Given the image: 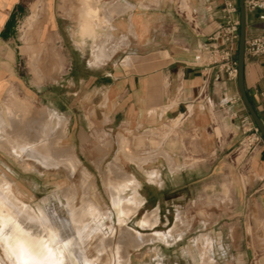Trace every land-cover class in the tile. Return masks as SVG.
<instances>
[{"label":"crops","instance_id":"crops-1","mask_svg":"<svg viewBox=\"0 0 264 264\" xmlns=\"http://www.w3.org/2000/svg\"><path fill=\"white\" fill-rule=\"evenodd\" d=\"M227 1L237 3L100 0L102 19L110 28L104 46L92 49L86 75L71 78L72 84L88 85L90 97L104 104L111 132L151 131L159 137L163 146L160 158L173 175L171 181L184 184V195L176 199L190 198L191 203L211 200L204 210L206 216L186 228L180 239L169 246L157 242V264H167L161 246L172 248L187 236L179 250H172L169 263L264 264V142L250 154L236 156L242 129L253 122L240 99L236 78L206 66L209 37L224 24ZM35 2L0 0V45L6 47L16 40L18 20ZM43 5L47 21L56 28L59 23H70L65 13L61 14V0H43ZM260 15H264V9L246 12V38L264 33ZM34 17L31 12L24 18L20 27L23 32ZM84 22L80 30L83 38H99L101 34L94 31L97 24L87 19ZM64 29H57L59 35L71 40L69 30ZM83 40H77L79 48ZM97 49H102L107 58L92 64ZM197 54L201 55L199 62L194 61ZM58 64L62 67L64 60L59 59ZM243 83L249 102L264 124V55L244 56ZM14 102L15 96L12 103L17 107ZM61 118L65 128V119ZM151 173L154 181H147L161 185L157 170L147 172L145 177ZM197 188L200 190L196 193ZM214 201L216 205L212 206ZM159 204L154 208L157 212Z\"/></svg>","mask_w":264,"mask_h":264},{"label":"rangeland","instance_id":"rangeland-1","mask_svg":"<svg viewBox=\"0 0 264 264\" xmlns=\"http://www.w3.org/2000/svg\"><path fill=\"white\" fill-rule=\"evenodd\" d=\"M61 3L64 4L61 5V14L64 12L70 23L65 26L59 23V28H56L55 24L47 21L43 0H36L33 8L19 18L16 40L6 47L0 45V108L7 104L12 124L16 126L19 123L17 127L26 131L30 141L39 139L34 144H45L58 166L45 169L32 157L23 156L27 162L34 164L26 167L0 149V174L3 173L12 183V189L18 191L19 199L34 210L45 199H61L63 196H67L66 203L71 211L94 208L98 218L97 227H93L96 223L89 219V214L83 215V222H80L83 224L81 228L80 225L78 227L76 239L81 248L86 246L83 252L88 257L86 261H92L90 264L111 262L120 246L128 253L127 264H155V253L159 247L157 242L164 243L154 240L136 246L134 229H137V212H149L160 203L158 222L163 227H171L174 237L181 238L186 228L206 216L204 210L211 200L196 199L191 203L190 198L176 199L184 195V184L171 181L173 175L169 174L160 158L163 157V146L159 144V137L150 134L151 131L124 134L118 129L111 132L106 125L104 104L90 97L88 85L71 83V78L78 79L88 73L90 53L92 49L104 46L102 42L110 28L108 22L102 19L103 6L100 0H61ZM87 10H91L99 19L94 31L97 30L101 35L94 40L87 36L83 38L80 32ZM31 12L35 14L34 20L23 32L20 28L22 21ZM57 29L69 30L72 39L61 37ZM75 36L79 37L80 42L85 39L82 48L77 46L78 39ZM59 59L64 60L62 67L58 64ZM8 95L15 96L17 107L10 102L12 97ZM44 111H55L63 117L66 129L63 123L50 114H44ZM149 139L157 143L149 144ZM236 156L243 154L236 151ZM151 170L159 172L161 185L147 181L145 174ZM119 171L133 176L139 182L138 191L145 199V203L134 210L135 213L121 228L115 214H111L105 182L110 175L117 177ZM199 190L197 188L196 193ZM215 205V201L212 202V206ZM177 206L178 212L175 211ZM84 218H88L92 224L89 225ZM82 229L87 230L86 234ZM78 234L81 235L82 246ZM188 238L172 248L161 246L167 264H171L168 260L169 256L172 257V250H179ZM0 261L2 264L5 262L1 247Z\"/></svg>","mask_w":264,"mask_h":264},{"label":"bare ground","instance_id":"bare-ground-1","mask_svg":"<svg viewBox=\"0 0 264 264\" xmlns=\"http://www.w3.org/2000/svg\"><path fill=\"white\" fill-rule=\"evenodd\" d=\"M82 14L83 13H81V15ZM83 17L84 20H89L92 25L94 23L98 24L97 22L99 19L94 16V13L91 10L85 11ZM92 57V64H99L103 62L105 58H107V56L104 55L102 49H97L96 53L93 51ZM9 96L10 95H8V97ZM10 97L13 99L14 95ZM9 113L10 112L7 104H4L3 107L0 108V149H3L8 154L12 155L20 164L26 167L29 166V164L32 166L34 164L27 162L23 156L32 157V159L37 161V163H39V165L45 169L57 167V161L50 156L45 144H34L39 139L30 141L26 131L22 127H17L19 126V123L16 126L12 124ZM43 113L52 115L55 120L64 124L61 117L55 112L44 111ZM122 145H124V143ZM153 176V173H151L150 175L146 176V179L148 181H154ZM105 182L109 191L111 214H115L116 222L121 228L123 227L125 221L130 218L131 214L135 213L134 210L136 211V209L143 204V198L138 191L140 184L133 176L122 171L118 172L117 177H113L111 175L108 176ZM18 194L19 193L17 190L15 192L13 191L12 183L9 182L6 177H4V174H0V217H11L12 220L19 224L21 230L28 233L29 237L34 240H43L46 242L51 234H56L60 240L59 249L57 250V257L62 259L63 264H90L92 262L86 261L88 260V257H86L87 255L85 256V253L83 252V249H85L86 246L84 245L85 247L81 248L78 245L76 239L77 233H79L78 227L80 225L81 228L83 224L80 223L82 221L83 215L89 214V219H91L94 223L97 222L98 218L94 208L89 209L90 207H87V209L83 208L77 211H71V209L68 208L69 205L66 203L67 196H63L61 199H45L36 208V210H34L30 206L23 203L19 199ZM136 216L138 217V219H136L137 229H134V235L137 242L136 246H139L145 241L150 242L154 240H160L164 244L169 245L180 237H174L175 235H173L172 230L170 229L171 227H163L164 225L161 226V223L158 222L156 209H153L149 212L139 211L137 212ZM85 220L86 219L84 218V221ZM90 224H92V222H90L89 225ZM95 225L97 227V223L92 226L95 227ZM92 226H89V228L91 227L92 229ZM83 230L84 229H82V232L85 231ZM145 231L148 232L145 233ZM11 232V227L5 229L2 237H9ZM15 235L19 236L20 234L15 233ZM81 235L83 236V233ZM81 235H79L78 239L80 245H83V243H81L83 242L81 241L82 239L80 240ZM2 237H0V247L3 252V258L5 259L3 264H18L16 257L11 256L7 250L8 245L13 243V241L11 239H4ZM129 239L133 240L130 237ZM64 241L69 242L67 246H65ZM110 255H108L109 258H111ZM90 259L92 260L94 258ZM112 259L113 260H110L111 262L107 264H114V262L116 264H127L129 262L128 253L123 251V246L117 248ZM108 260L106 262H108ZM102 263L105 264L104 262ZM0 264H2L1 261Z\"/></svg>","mask_w":264,"mask_h":264},{"label":"built area","instance_id":"built-area-1","mask_svg":"<svg viewBox=\"0 0 264 264\" xmlns=\"http://www.w3.org/2000/svg\"><path fill=\"white\" fill-rule=\"evenodd\" d=\"M246 12L264 9V0H245ZM237 3L227 1L223 7L224 24L219 26L209 37L210 46L207 51L206 66L216 67L224 72L228 78H236V48L238 40V20ZM259 19L264 21V15ZM244 54L252 58H259L264 55V33L246 38L244 44ZM201 55L194 56V61L199 62ZM243 139L238 145V151L243 155L250 154L255 147L263 143L259 132L253 124H247L242 129ZM264 185V177L261 179Z\"/></svg>","mask_w":264,"mask_h":264},{"label":"snow or ice","instance_id":"snow-or-ice-1","mask_svg":"<svg viewBox=\"0 0 264 264\" xmlns=\"http://www.w3.org/2000/svg\"><path fill=\"white\" fill-rule=\"evenodd\" d=\"M11 227L9 237H2L5 229ZM15 233H19L17 236ZM0 237L11 239L13 243L8 245L7 250L11 256H15L18 264H63L62 259L57 257L60 240L56 234H51L47 241L34 240L28 233L23 232L11 217H0ZM69 242L64 241L65 246Z\"/></svg>","mask_w":264,"mask_h":264},{"label":"water","instance_id":"water-1","mask_svg":"<svg viewBox=\"0 0 264 264\" xmlns=\"http://www.w3.org/2000/svg\"><path fill=\"white\" fill-rule=\"evenodd\" d=\"M245 0H237V20H238V40L236 48V81L237 88L239 92L240 99L248 112L253 124L255 125L257 131L259 132L261 138L264 141V124L261 119L256 114L251 103L249 102L243 83V67H244V44L246 39V10H245Z\"/></svg>","mask_w":264,"mask_h":264}]
</instances>
